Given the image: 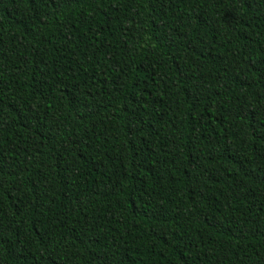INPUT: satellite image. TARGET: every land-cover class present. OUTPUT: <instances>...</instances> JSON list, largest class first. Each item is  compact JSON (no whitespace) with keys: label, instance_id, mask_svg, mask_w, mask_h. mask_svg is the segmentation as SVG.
<instances>
[{"label":"trees","instance_id":"1","mask_svg":"<svg viewBox=\"0 0 264 264\" xmlns=\"http://www.w3.org/2000/svg\"><path fill=\"white\" fill-rule=\"evenodd\" d=\"M0 264H264V0H0Z\"/></svg>","mask_w":264,"mask_h":264}]
</instances>
